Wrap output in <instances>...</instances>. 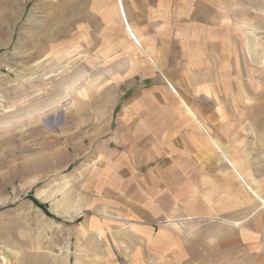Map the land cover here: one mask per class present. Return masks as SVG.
Masks as SVG:
<instances>
[{"label": "rangeland", "instance_id": "obj_1", "mask_svg": "<svg viewBox=\"0 0 264 264\" xmlns=\"http://www.w3.org/2000/svg\"><path fill=\"white\" fill-rule=\"evenodd\" d=\"M190 1L0 0V264H207V249L191 245L187 201L176 200L174 162L182 154L186 173L195 152L153 144L193 136L173 127L184 96L151 57L155 33L142 38L144 23L158 27ZM258 7L243 22L264 33ZM245 60L248 71L232 75L264 126V61Z\"/></svg>", "mask_w": 264, "mask_h": 264}, {"label": "crops", "instance_id": "obj_2", "mask_svg": "<svg viewBox=\"0 0 264 264\" xmlns=\"http://www.w3.org/2000/svg\"><path fill=\"white\" fill-rule=\"evenodd\" d=\"M216 2H179L158 27L148 4L140 8L143 16L149 12L156 27L144 23V37L137 34L148 41V30L155 33V41L149 39L154 41L151 57L167 72L170 88L175 93L180 90L185 98L179 93L186 112L173 127L187 126L193 132V136L160 135L153 144H157L155 152L167 153L182 140L187 142L186 151L195 152L186 163L190 165L186 173L182 154L174 162L181 185L176 200L182 201V209L187 201L193 249H207V264H264V126L257 123L263 113L257 111L258 105L246 103L240 77L232 75L248 71L246 65L241 68V57L264 61L262 25L253 28L243 22L246 14L258 20V5L264 6V1L251 8L243 0ZM164 40L167 45L160 44ZM146 69L148 74L153 71L150 64ZM256 71L264 70L260 65ZM141 138L142 142L155 140L145 134ZM161 235L159 249L163 250L169 242ZM162 259L165 262L160 264L167 262Z\"/></svg>", "mask_w": 264, "mask_h": 264}, {"label": "trees", "instance_id": "obj_3", "mask_svg": "<svg viewBox=\"0 0 264 264\" xmlns=\"http://www.w3.org/2000/svg\"><path fill=\"white\" fill-rule=\"evenodd\" d=\"M31 199L38 205L40 206L48 215H51V212L48 210V205L46 203L41 202L40 200H38L37 198H35L34 196L30 195Z\"/></svg>", "mask_w": 264, "mask_h": 264}]
</instances>
